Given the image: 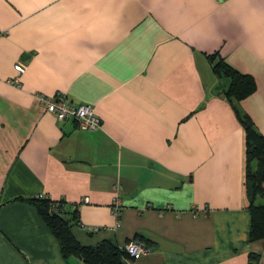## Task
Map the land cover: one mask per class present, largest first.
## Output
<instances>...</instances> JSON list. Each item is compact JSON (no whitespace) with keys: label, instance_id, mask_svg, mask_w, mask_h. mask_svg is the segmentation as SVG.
<instances>
[{"label":"crops","instance_id":"obj_1","mask_svg":"<svg viewBox=\"0 0 264 264\" xmlns=\"http://www.w3.org/2000/svg\"><path fill=\"white\" fill-rule=\"evenodd\" d=\"M0 29V264H86L39 195L78 210L83 244L149 249L123 264H264L244 127L208 57L255 77L239 105L264 134V0H0ZM57 92L101 126L58 120L40 100Z\"/></svg>","mask_w":264,"mask_h":264},{"label":"trees","instance_id":"obj_2","mask_svg":"<svg viewBox=\"0 0 264 264\" xmlns=\"http://www.w3.org/2000/svg\"><path fill=\"white\" fill-rule=\"evenodd\" d=\"M212 70L219 79L226 78L228 84L223 92L232 103L238 119L245 131L246 175L245 188L248 207L251 211L250 239L252 241L264 238V134L257 128L249 113L244 111L239 103L254 93L257 82L253 75L243 73L233 67L218 53L208 54ZM222 85H220L221 87ZM39 210L50 232L58 239L64 257L75 256L86 264H123V258L130 257L124 247L110 240H102L95 245L83 244L74 233V226L80 223L78 210H68L64 200H54L46 195H39L29 200ZM60 203V206H59ZM59 211H55V207ZM136 239L151 241L142 234H136ZM131 241V240H130ZM251 263L258 264L259 256L250 255Z\"/></svg>","mask_w":264,"mask_h":264},{"label":"built area","instance_id":"obj_3","mask_svg":"<svg viewBox=\"0 0 264 264\" xmlns=\"http://www.w3.org/2000/svg\"><path fill=\"white\" fill-rule=\"evenodd\" d=\"M0 29V35L2 34ZM24 65L18 64L17 70L23 71ZM41 102L46 106L47 111L54 114L58 120L73 119L79 128L84 130H96L101 126V118L95 113L94 108L90 104H75L68 99L67 94L57 92L53 96H40ZM120 185L115 186V197L113 199L112 209L114 214L119 218L122 214V200L119 196L121 190ZM88 200V198H86ZM60 206V203H59ZM59 207H55V211H59ZM119 224V223H118ZM94 230L93 228H89ZM130 257H136L140 254L148 252V248L136 241L127 242L124 246Z\"/></svg>","mask_w":264,"mask_h":264},{"label":"rangeland","instance_id":"obj_4","mask_svg":"<svg viewBox=\"0 0 264 264\" xmlns=\"http://www.w3.org/2000/svg\"><path fill=\"white\" fill-rule=\"evenodd\" d=\"M3 31V30H2Z\"/></svg>","mask_w":264,"mask_h":264}]
</instances>
